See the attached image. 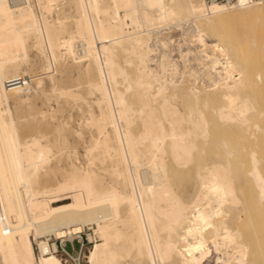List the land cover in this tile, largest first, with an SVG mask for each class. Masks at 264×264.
<instances>
[{"label": "bare ground", "instance_id": "obj_1", "mask_svg": "<svg viewBox=\"0 0 264 264\" xmlns=\"http://www.w3.org/2000/svg\"><path fill=\"white\" fill-rule=\"evenodd\" d=\"M35 1L39 11L32 0H0V264H65L43 237L54 234L73 239L87 225H93L94 235L89 236L96 239L89 264H122L123 260L129 264L127 258L134 264H206L214 254L215 264H257L264 257L260 256L264 216L261 219L253 209L257 204L264 208V148L248 147L247 135L242 133L247 148L240 153L245 146L237 132L253 126L264 133V2L70 0L76 11L71 24L65 20L66 11L58 8L57 18H49L58 0ZM244 19L260 24L257 33L247 24L251 34L243 25L246 32L241 30L239 36L246 39L242 41L234 25ZM169 20H194L196 39L202 46L207 45V36L214 42L213 53L219 50L226 56L219 70L218 56L205 54L211 63L206 73L211 88L198 90L193 85L173 84L172 78L160 80L150 67L154 48L149 45L152 33L148 30ZM30 46L45 55L44 73L66 102L83 96L69 88L76 68L87 81L88 93L96 94L98 111L91 109L89 118L82 119L94 127L87 146L84 143V164L71 161L64 170L55 162L61 159L60 151L70 147L63 133L67 129L59 126L56 136L52 139L51 133L46 141L41 133L49 126L27 120L25 114L22 117L27 121L22 123L20 114L10 113L9 105L2 106L10 97L21 100L31 90L44 89L42 77H28L30 68L24 67L26 72L22 68L29 62ZM64 57L67 61L71 57L72 66L70 62L64 65ZM164 58L160 66L173 68ZM123 62L132 66L133 76ZM57 64L62 72L58 84L52 73ZM11 80L16 81L8 83ZM153 80L159 82L153 84ZM122 82L124 88L119 86ZM178 97L188 104L187 111L173 101ZM87 98L81 102L87 104ZM207 110L220 127L215 125L216 131L225 137L219 143L221 152L205 157L195 151L198 140L214 132ZM137 119L142 122L139 131L133 128ZM233 129L239 130H235L240 135L235 141L240 143L233 142ZM53 144L59 151L55 156ZM99 162L108 165L101 168ZM101 169L111 179L106 180ZM57 170L64 171L62 180H55ZM252 189L258 202H252Z\"/></svg>", "mask_w": 264, "mask_h": 264}, {"label": "rangeland", "instance_id": "obj_2", "mask_svg": "<svg viewBox=\"0 0 264 264\" xmlns=\"http://www.w3.org/2000/svg\"><path fill=\"white\" fill-rule=\"evenodd\" d=\"M18 1V0H17ZM67 1H70V0H58L57 1V4L59 5H56V8H55V10L53 11V12H51V13H49L48 14V16H49V18L51 17L52 18V16H53V19H56L57 18V8L59 9V12H64V11H66V12H64V14L67 16L66 18H65V20L67 19V22H69V23H71L72 24V22L74 21L73 19H74V17H75V15H76V11H75V8L73 7V8H71L72 7V5L69 3V2H67ZM32 3L35 5V9L36 10H38L39 8H38V5L36 4L37 3V1H35V0H32ZM62 4V5H61ZM68 4V5H67ZM36 6H37V8H36ZM58 6V7H57ZM61 9V10H60ZM63 9H66V10H63ZM57 10V11H56ZM73 10H74V12H73ZM39 11V10H38ZM69 12V13H68ZM55 13V14H54ZM70 13H71V15H70ZM69 14V15H68ZM73 14H74V17H73ZM54 15H55V18H54ZM70 16H72V17H70ZM70 17V18H69ZM50 18V19H51ZM69 18V19H68ZM52 20V19H51ZM194 20H187V22H185V21H179L180 23H178V21H174L173 20V22H172V20H171V22H170V20L169 21H166V22H168L167 24L165 23L164 24V22L165 21H161V23L163 24H161L160 26H159V24L160 23H157V24H155V25H153V26H157V27H152V30H150L149 28H151V27H149L148 29V31H150V33H152V34H150V40H149V42L151 43H149V45L151 46V47H153L154 48V52H152V57H153V59H152V61L153 62H149V65H150V67H152V68H154L155 69V72L158 74V76H159V79L160 80H164V77H165V79L166 80H168V81H170V80H174V83L173 84H178L179 83V85H181V83H182V86H184V87H192L191 85H193V88H196V89H198V90H204V89H209V88H211V86H212V84H210V83H212L211 82V80H210V76L209 75H207L206 73L209 71V65H211V63H210V59L209 58H205L206 56H205V54L206 53H209L210 55H212V54H215L216 56H218L217 58L219 59V61H220V64L217 66L218 67V69L220 70L221 68H222V65L224 64V63H226V61H227V58H226V56L224 55V54H222L221 52H219V50H215V52L213 53V51H212V43H214L209 37H207V36H205V38H206V42H207V45L206 46H202V43L201 42H199V40H197L196 38L198 37L197 36V27H195L196 26V23H195V21L193 22ZM244 21H246V22H244ZM251 21H254V20H251V19H244V20H239V21H237V23L238 24H235V22H234V31H235V29L237 28V31L239 30V33L237 32V31H235L237 34H238V37L239 38H241L242 39V41H244L243 39H246L245 37H243V36H239V34L241 33V30H243V31H245V29L246 28H248V29H246L248 32H246V33H249V34H251L252 32V30H250L251 29V27H249V26H253V31L255 30H257V28H258V30L257 31H259V25L258 24H260L259 22H251ZM251 22V23H250ZM170 23V24H169ZM178 24V25H177ZM184 24V25H183ZM248 26V27H246L245 29L242 27L243 25L244 26H246V25ZM264 23L261 25L262 27H263V29H264ZM255 26V27H254ZM155 30H154V29ZM196 28V29H195ZM243 28V29H242ZM189 29V30H188ZM195 31H194V30ZM155 31V32H152V31ZM242 31V32H243ZM257 31L255 32V33H257ZM156 33V34H155ZM154 34V35H153ZM190 34V35H189ZM192 34V35H191ZM236 34V35H237ZM157 37H156V36ZM240 35H242V34H240ZM153 37V38H152ZM243 37V38H242ZM161 40H163V41H161ZM163 44H162V43ZM189 49H191L192 50V53L190 52V50ZM38 51V52H37ZM189 52V53H188ZM38 53V54H37ZM163 53H165L164 55H163ZM183 53V54H182ZM191 53V54H190ZM217 53V54H216ZM28 61L29 62H27L25 65H23V70L25 71L26 69H29L30 68V72L28 71V70H26L28 73H29V75H28V73H27V76L29 77L30 75L31 76H36V77H42V79L44 80L43 82H44V89L43 90H38V91H33V90H31V91H29L28 93H26V97H27V95H28V100H27V98H23V99H21V100H17V98H13V97H10V99H9V101L8 102H5V104L3 105L2 104V106H6L7 108L10 106V113L11 112H13L12 114H17V115H19V116H17L18 117V120L19 121H21L22 120V123H25L27 120H33L34 119V122H37L38 121V123H40L41 122V124H43V125H45V126H49V128H50V130H49V128H46V130H45V134L44 133H41L42 134V137L44 136L45 137V139H46V141H47V139L53 134V136H51V138L53 139L54 138V136H56V132H55V130H58L59 128H65V129H67V130H65V129H63V133L64 134H66L65 135V137H67V141L69 142V144H68V142H67V144L70 146V147H68V149H67V145H66V147H65V149H63V150H65V151H63V150H61L60 151V153H61V155L60 154H58L57 152H59L58 150H57V148L54 146V144L52 145V149H54L52 152L53 153H55L54 154V156L55 155H57L58 154V157H60L61 156V159H60V161H59V159L58 158H56L55 159V162L56 163H60V165H62V167L64 168V170L65 169H69L70 168V163H71V161H76V162H80L81 164L83 163H86L87 162V156H85L86 155V144H88L89 143V141L90 140H88L89 138H90V136H91V130H93V126H90V125H88L87 124V121L85 122V120H82V119H88L89 118V116H90V110L91 109H94L95 111L97 110L98 111V108H97V105H95L96 103H95V100H96V94L95 93H93V94H91L90 92L88 93V88H87V90H86V87H88V85H86V83H87V81H84L83 80V78H81L82 76H80L79 74H78V70H77V68L75 69V70H73V76L75 77L76 75H79V77H80V80L82 79V81H81V83H80V80H78L79 78L77 77H72V79H70L71 81L74 79V81H75V83H74V81H72L71 83L72 84H70L69 82H67L66 84H70L69 85V88H70V86H71V88L70 89H75V91L77 92V90H79V92H83V96H81L80 97V100H74V102H72V101H69V102H66L63 98H61V97H63V96H61L60 95V89L57 87L55 90H57V91H59V92H57V91H55L53 88H52V86H53V84L55 83L54 81V83H51V81H52V79L48 76V74L46 73H44V69H43V66H44V64L46 63V57H45V55L44 54H42V53H40V51L36 48V47H34V46H30L29 48H28ZM166 54H168V57H166L167 55ZM188 54V55H187ZM197 54V55H196ZM30 55H31V57H30ZM40 55V59H39V56ZM43 55V56H42ZM182 55H183V57H182ZM201 55V56H200ZM162 56H164V57H162ZM197 56V57H196ZM42 57H43V61H42ZM155 57V58H154ZM202 57V59L204 58V61H201L200 60V58ZM71 57H68V61H67V57H66V59H65V57L62 59V62L63 63H65L64 65H67L69 62L71 63H69L71 66H72V62H73V60L71 59ZM164 58L165 60L167 59L168 60V64H171V65H168V66H173V64H174V66L176 67V69H173V68H175L174 66H173V68H169V67H167L166 66V69L164 70L163 68H162V66H160V63L162 62V61H160V60H162V59ZM206 59V60H205ZM31 60V61H30ZM32 60H35L34 62L32 61ZM41 60V61H40ZM166 60V61H167ZM209 60V61H208ZM40 61V62H39ZM165 61V62H166ZM170 61H172L171 63H169ZM175 61V62H174ZM201 61V62H200ZM31 62V63H30ZM36 62H37V64H36ZM67 62V63H66ZM204 62V63H203ZM208 62V63H207ZM34 65H33V64ZM207 65H206V64ZM68 64V66H70ZM123 64L126 66V64L123 62ZM27 65V66H26ZM33 66V68H32V66ZM128 65V64H127ZM221 68H220V67ZM24 67L26 68V69H24ZM130 67H132L131 65H128V66H126V68L128 69V71L130 72V74L133 76L134 75V71H133V68L131 69ZM57 68L59 69V66H58V64H57ZM75 68V67H74ZM73 68V69H74ZM160 68H162L163 69V71H162V69L160 70ZM53 69V71H52V73L54 74V79H55V81L57 82V84H58V81L57 80H59V78L61 77V76H59V75H61L62 74V72L60 71V69L58 70L57 69V71L56 70H54V67L52 68ZM170 71V72H168V71ZM175 70H176V72H175ZM25 71V72H26ZM38 73H37V72ZM42 71V72H41ZM165 71H167L166 72V74H165ZM33 72H34V74H33ZM57 72L59 73V74H57ZM40 73H41V75H40ZM163 73V74H162ZM172 75H171V74ZM193 73V74H192ZM33 74V75H32ZM36 74V75H35ZM164 74H165V76H164ZM174 74V75H173ZM176 74V75H175ZM43 75V76H42ZM46 75V76H45ZM169 75H171V76H169ZM173 76V77H172ZM235 76H238V74H237V72L235 73ZM56 77L58 78V79H56ZM162 77H163V79H162ZM167 77V78H166ZM172 78V79H171ZM85 79V78H84ZM172 80V81H173ZM186 80V81H185ZM48 81V82H47ZM78 81H79V83H78ZM77 82V83H76ZM156 82V83H155ZM159 82V81H158ZM157 81H154L153 80V84L155 83V84H157L158 83ZM33 84L32 85H35V83H34V81L32 82ZM50 83V84H49ZM123 83V82H122ZM122 83H119V86H120V88H124V86H125V82L122 84ZM52 84V85H51ZM77 85H78V88H77ZM50 86H51V88H52V90H54V91H51V88H50ZM48 87V88H47ZM74 87V88H73ZM81 88L82 89H84L83 91L81 90ZM48 89H49V91H48ZM59 89V90H58ZM77 89V90H76ZM46 90V91H45ZM42 91H44V92H42ZM48 91V93H45V92H47ZM51 91V92H50ZM87 91V92H86ZM36 92V93H35ZM58 94H57V93ZM86 92V93H85ZM43 93H45L46 94V96H45V94L44 95H42ZM54 93H56V95H58V96H60V97H58V96H56ZM89 94H91V95H89ZM95 94V95H94ZM36 95V96H35ZM42 95V96H41ZM47 95H49V96H47ZM87 95V96H86ZM30 96V97H29ZM56 97V98H55ZM84 97H88L87 98V104H86V100H85V102L84 103H82L83 102V100H84ZM62 99H63V102H65V104L62 102ZM81 99H83V100H81ZM86 99V98H85ZM52 100V101H51ZM55 100V101H54ZM30 103H28V102ZM76 101H82L81 103L79 102H76ZM174 102H175V104L181 109V110H183V111H187L188 110V104L187 103H185L180 97H178V98H176V99H174L173 100ZM24 104H23V103ZM45 102V103H44ZM50 102V103H49ZM61 102H62V104H61ZM94 102V103H93ZM9 103V104H8ZM18 103V104H17ZM40 103V104H39ZM60 103V104H59ZM67 103V104H66ZM69 103V104H68ZM74 103V104H73ZM93 103V104H92ZM16 104H17V106H16ZM9 105V106H8ZM18 105H20V107H18ZM26 105V106H25ZM61 105H62V107H61ZM64 105H68V106H65V107H68L67 109L65 108L64 109ZM74 105V106H73ZM77 105H82V107L80 106V107H78ZM89 105V106H88ZM35 106V107H34ZM58 106H60V107H58ZM73 106V107H72ZM184 106H186V107H184ZM5 107V108H6ZM23 107V108H22ZM31 107V109L32 110H34V111H32L31 109H29ZM40 107V108H39ZM92 107V108H91ZM39 108V109H38ZM46 108V109H45ZM58 108H60L61 109V111H60V109H58ZM79 108H81V109H79ZM83 108V109H82ZM86 108V109H85ZM8 109V110H9ZM41 109V110H40ZM87 109H89L88 111H86ZM17 110H18V112H17ZM51 110V111H50ZM58 110V111H57ZM14 111H16V112H14ZM26 111V112H25ZM29 111H30V113H31V115L33 114V113H35L36 112V114H37V116L34 118V116L32 115V117H31V115H29L28 116V113H29ZM39 111H41V112H38ZM56 111V112H55ZM77 111V112H76ZM33 112V113H32ZM43 112H44V114H43ZM55 112V113H54ZM64 112V113H63ZM80 112V113H79ZM87 112V113H86ZM29 113V114H30ZM41 113H42V116H41ZM55 115H54V114ZM208 113H211L209 110H207V114ZM23 114H25V115H23ZM27 114V115H26ZM38 114L40 115V117H42L44 120H46L45 122H43L44 120L42 119V118H39L38 117ZM47 116H46V115ZM53 114V115H52ZM78 114V115H77ZM22 115H23V117L24 116H27V120L26 119H24V118H26V117H22ZM52 116V117H51ZM56 116V117H55ZM64 116V117H63ZM85 116H86V118H85ZM211 116V114L209 115L208 114V117H209V119L211 120L210 121V124H211V126H210V129L211 130H214V132L216 131V127H219L217 124H216V120L215 119H213L212 117H210ZM14 117V116H13ZM17 117H14L15 119L17 118ZM23 119H22V118ZM49 117H51V118H54V120H50L49 119ZM70 117V118H69ZM83 117V118H82ZM30 118V119H29ZM37 118H39V119H37ZM49 119L51 122H52V124H53V129H52V124H51V122L48 120L47 121V119ZM40 119H42L43 121H41ZM61 119V120H60ZM18 120H16V121H18ZM23 120L25 121V122H23ZM68 120V121H67ZM70 120V121H69ZM139 120V121H138ZM215 120V121H214ZM57 121V122H56ZM61 121V122H60ZM73 121V122H72ZM80 121V122H79ZM212 121H213V123H212ZM84 122H85V124H84ZM21 123V124H22ZM59 123V124H58ZM62 125H61V124ZM215 123V124H214ZM20 123H19V125H20V133H21V135H23V136H25L24 134H22L23 133V131H24V127L21 125ZM69 124H70V126H69ZM214 124V125H213ZM50 125H51V127H50ZM66 127H65V126ZM215 125H217L216 127H215ZM44 126V127H45ZM60 126V127H59ZM64 126V127H63ZM141 126H142V122H141V120L140 119H137L136 120V122L134 123V125H133V128H134V130L135 131H139L140 130V128H141ZM213 126V127H212ZM23 127V128H22ZM59 127V128H58ZM69 127H71V128H69ZM262 127H264V124H262ZM213 128V129H212ZM216 128V129H215ZM220 128V127H219ZM218 128V129H219ZM253 128V129H252ZM53 131H52V130ZM83 129V130H82ZM90 129V130H89ZM218 129H217V131H218ZM255 127H253V126H251L250 128H249V132L247 131V130H244V132H242L243 131V129H239V130H237V129H235V130H237V131H239V132H237V133H239L240 135H241V138H239V139H241L242 140V144H243V141H245V140H243L245 137H244V135L246 134L247 136H249V138L246 136V138L245 139H248V141L245 143L246 145H248V147H250V146H254L255 148H261V149H263L264 148V137H263V135H264V133L263 134H261V132H263V130L261 131H259V129H256ZM261 129V128H260ZM22 130V131H21ZM68 130H69V132H68ZM79 130V131H78ZM82 130V131H81ZM89 130V131H88ZM210 130V131H211ZM235 130L233 129V131H232V135H233V137H232V139H233V142H239L240 140H238V141H235V139L237 140V138H238V135L239 134H237L236 132H235ZM49 131V132H48ZM52 131V132H51ZM81 131V133H79ZM215 132V134H214V132L213 131H211L212 133H211V136L209 135V137L207 138V139H201V140H198V148H197V150L195 151V153H203V155L205 156V157H208L210 154H212V153H219V152H221V146L219 145V143L221 144V142H222V140H221V138H223V137H225L224 136V134H223V137H222V131H219V132H221V134L219 133V132ZM245 131H247L246 133H245ZM256 131V132H255ZM67 132V133H66ZM229 132V131H228ZM231 132V131H230ZM251 132H252V135H251ZM52 133V134H51ZM56 133V134H55ZM69 133V134H68ZM218 133V134H217ZM242 133L244 134V135H242ZM250 133V134H249ZM40 134V135H41ZM47 134H48V137H47ZM50 134V135H49ZM212 134H214V135H212ZM226 135H227V133H225ZM229 134V133H228ZM237 134V135H236ZM249 134V135H248ZM254 134V135H253ZM81 135V136H80ZM90 135V136H89ZM220 135H221V137H220ZM232 135H230L229 134V137H231ZM239 135V136H240ZM251 135V136H250ZM255 135H256V137H255ZM259 135V136H258ZM26 136H29V135H26ZM253 136V137H252ZM261 136V137H260ZM31 138H32V136H30ZM30 137H22V139L23 140H25V139H31ZM41 136H40V139L42 138ZM43 137V138H44ZM227 137H228V135H227ZM228 137V138H229ZM237 137V138H236ZM244 137V138H243ZM41 139L42 141H43V143H45L44 142V140L45 139ZM50 138V139H51ZM210 138V139H209ZM252 138V139H251ZM221 141H220V140ZM231 139V138H230ZM257 139V140H256ZM261 139V140H260ZM84 140V141H83ZM88 141V143H87V141ZM204 140V141H203ZM218 140V141H217ZM83 141V142H82ZM203 141V142H202ZM208 141V142H207ZM254 141V142H253ZM71 142V143H70ZM200 142H201V144H203V145H201L200 144ZM259 142V143H258ZM262 142V143H261ZM52 143V142H51ZM81 143V144H80ZM84 143H85V148H84ZM240 143V142H239ZM251 145H250V144ZM259 144V146L258 145H255V144ZM260 143L263 145H261L260 146ZM207 144V145H206ZM242 144H241V146H242ZM245 144H243V146H245ZM204 147V149H202L201 148V150L202 151H200L199 149V147ZM54 147V148H53ZM69 148H71V152H67L68 150H69ZM214 148H215V150H214ZM242 148V147H241ZM245 148H247V146H245L244 148H242L239 152L240 153H243V152H245V151H243L242 152V150L244 149L245 150ZM251 148V147H250ZM240 149V148H239ZM56 150V151H55ZM73 150V151H72ZM204 150V151H203ZM218 150H220V151H218ZM248 150V149H247ZM62 151H63V153H62ZM51 152V153H52ZM67 152V153H66ZM85 152V153H84ZM206 153V154H205ZM246 153V152H245ZM248 153V152H247ZM67 155V156H66ZM54 156L53 157H51L53 160L52 161H54ZM74 158V159H73ZM80 158V159H79ZM85 158V159H84ZM168 158V157H167ZM76 159V160H75ZM70 161V162H69ZM101 163L99 162V166H101V168L102 167H106L107 165H108V162H106V163H104V164H101ZM102 170V172H103V170L104 169H101ZM59 171V172H58ZM62 172H64V171H62V170H57L56 172H55V180L57 181V180H62L61 178L63 177L62 176ZM103 175H104V177H105V179L106 180H109V179H111L110 177V174H108V172L106 171L105 172V170H104V173H103ZM186 181L187 180H182V182L185 184L186 183ZM255 190V189H254ZM253 189L251 190V191H253V196L254 197H252L253 198V201L252 202H258L259 200H257L258 199V197H257V192L255 193V191H254ZM250 194H251V192H250ZM256 195V196H255ZM255 197H257V199H255ZM254 199H255V201H254ZM66 200H68V199H66ZM254 205H256V203L254 204ZM258 206V204L256 205V207ZM263 206V205H262ZM256 207H254V211H255V213L257 212V216L258 217H260L261 219H262V215L264 216V211H263V213H261L262 211L261 210H264V208L263 209H261L259 206V208L261 209H259L258 211H256ZM264 207V206H263ZM256 208V209H255ZM256 216V215H255ZM92 226L93 225H87L86 227H85V230L83 231V237H84V239H85V241H86V248H85V250H84V252H83V255H82V264H89V260H88V255H89V253H90V250H91V248H92V246L94 245V243H95V238H91L89 235L90 234H93L94 235V233H93V228H92ZM35 247H36V244H35ZM37 251V250H36ZM260 254V253H259ZM263 254H264V251L262 252V254H260V256L262 255V257H263ZM61 259H62V257H61V255H58ZM214 256H215V254H214ZM214 256H212L207 262H206V264H215V257ZM257 258H259V255L257 256ZM256 258V259H257ZM264 258V257H263ZM263 258L262 259H257V261H258V263L257 264H263ZM212 259V260H211ZM132 259L131 258H127L126 259V261H127V263H129V264H134V262H133V260L131 261ZM259 260L262 262H259ZM62 261L64 262V260L62 259ZM130 261H131V263H130ZM213 261H214V263H213ZM125 264V260H123L122 261V264Z\"/></svg>", "mask_w": 264, "mask_h": 264}, {"label": "built area", "instance_id": "obj_3", "mask_svg": "<svg viewBox=\"0 0 264 264\" xmlns=\"http://www.w3.org/2000/svg\"><path fill=\"white\" fill-rule=\"evenodd\" d=\"M207 1H221L225 3H233L237 0H207ZM264 2V0H250ZM16 80L8 81L11 83ZM83 235V234H82ZM82 235H76L73 239L66 236H55L50 234L47 237H43L49 243L51 251L57 255H61L65 264H82V255L86 248V241ZM36 250L39 254V247L36 243Z\"/></svg>", "mask_w": 264, "mask_h": 264}]
</instances>
